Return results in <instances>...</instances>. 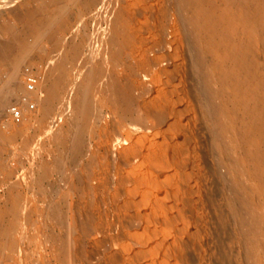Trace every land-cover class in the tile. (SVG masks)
Wrapping results in <instances>:
<instances>
[{
    "label": "rangeland",
    "instance_id": "1",
    "mask_svg": "<svg viewBox=\"0 0 264 264\" xmlns=\"http://www.w3.org/2000/svg\"><path fill=\"white\" fill-rule=\"evenodd\" d=\"M189 1L0 0V264H264V0Z\"/></svg>",
    "mask_w": 264,
    "mask_h": 264
},
{
    "label": "bare ground",
    "instance_id": "2",
    "mask_svg": "<svg viewBox=\"0 0 264 264\" xmlns=\"http://www.w3.org/2000/svg\"><path fill=\"white\" fill-rule=\"evenodd\" d=\"M44 1V0H43ZM47 0H45V2L44 3H47L46 2ZM189 0H187V2H188ZM192 1V0H191ZM212 1L213 0H209V2H208V5H207V8L203 11V14H202V16H201V18H199V17H196V16H194V17H192L189 21H191L190 23L192 24V26H196V25H199V24H201V22H202V24H204L206 27H209L210 26V24H211V22H212V16H213V14H212V12H211V9H212ZM49 2V1H48ZM190 2V1H189ZM40 3H42L41 1H40ZM43 3V4H44ZM49 4V3H48ZM48 4H46V5H43V6H47ZM185 4H187V3H185ZM42 5V4H41ZM40 5V6H41ZM42 6V7H43ZM188 6H190V5H188ZM49 7V6H48ZM47 7V8H48ZM185 7V6H184ZM46 8V9H47ZM183 8V7H182ZM188 8V7H187ZM3 8H1V10H2ZM44 9H45V7H44ZM42 10V9H41ZM184 10V9H183ZM49 10H47V12H48ZM45 13V12H44ZM52 16V15H51ZM51 18V17H50ZM201 21V22H200ZM57 25V24H56ZM55 25V26H56ZM50 27V26H49ZM252 27H254L256 30H257V32H259L260 33V37H261V39L264 41V17L263 18H261L260 20H259V22L257 21L256 23H254L253 24V26ZM51 28V27H50ZM55 79V78H54ZM54 79H52L51 80V83H50V85L48 86V87H46V88H43L42 89V101H41V103H43V105L46 107V109L48 110L47 111V114H51L52 115V111H51V109H53V107H54V104H55V101H56V98H58L57 97V95H58V90H57V83L55 82V80ZM256 87L257 86H252L250 89H246L245 91H244V95H243V97L242 98H244V100L246 101H250V103H253L254 101V95L256 96V92H257V89H256ZM252 98H254V99H252ZM84 100H85V98H84ZM84 100H83V102H84ZM253 101V102H252ZM6 104H7V100L5 99V98H2L1 96H0V110L3 108V107H5L6 106ZM249 106L251 107L252 106V104H249ZM84 110H87L86 108H83ZM47 114H44L45 116L47 115ZM253 114V113H252ZM48 119H49V117L48 116H46ZM252 117H254L255 118V120L254 121H256V122H262L263 123V125L259 128L260 130H259V135L261 136V137H263L264 138V116L262 115L261 116V114L259 113L258 115L256 114H253V116ZM49 124V123H48ZM51 124V123H50ZM51 128V127H50ZM263 170H264V168H262ZM264 180V179H263ZM264 182V181H263Z\"/></svg>",
    "mask_w": 264,
    "mask_h": 264
},
{
    "label": "built area",
    "instance_id": "3",
    "mask_svg": "<svg viewBox=\"0 0 264 264\" xmlns=\"http://www.w3.org/2000/svg\"><path fill=\"white\" fill-rule=\"evenodd\" d=\"M23 82L27 93H35L39 87V76L30 66L24 68ZM7 116L14 125H19L23 121L22 111L17 105L7 109Z\"/></svg>",
    "mask_w": 264,
    "mask_h": 264
}]
</instances>
